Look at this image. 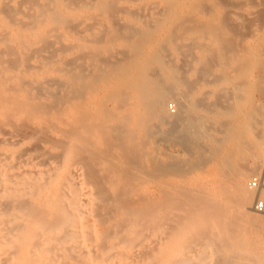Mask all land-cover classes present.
<instances>
[{"label": "bare ground", "instance_id": "1", "mask_svg": "<svg viewBox=\"0 0 264 264\" xmlns=\"http://www.w3.org/2000/svg\"><path fill=\"white\" fill-rule=\"evenodd\" d=\"M259 96L264 0H0V264H264Z\"/></svg>", "mask_w": 264, "mask_h": 264}, {"label": "rangeland", "instance_id": "2", "mask_svg": "<svg viewBox=\"0 0 264 264\" xmlns=\"http://www.w3.org/2000/svg\"><path fill=\"white\" fill-rule=\"evenodd\" d=\"M78 34V35H77ZM85 34V33H84ZM81 35H83V33H74V38L72 39V43H74L75 42V44L76 43H78V41H79V37L81 36ZM77 36V37H76ZM261 98V99H260ZM258 99L259 100H261L262 102H264V98L263 97H258ZM173 100H170V104H169V107H170V109L171 110H175V103L174 102H172ZM264 117V116H263ZM264 121V118H262V121L261 122H263ZM264 123V122H263ZM264 125V124H263ZM251 158H249V160H250ZM207 167H204V169H202V171H199V175L200 176H204V174H207L209 171H210V169L209 168H207ZM204 172H206V173H204ZM262 172H264V170H262ZM254 174H256V172L255 173H253L252 175H251V177L254 175ZM251 177L249 178V179H251ZM253 204H254V202H253ZM252 207H253V205H251V212H253L254 213V211L252 210ZM256 214V213H255ZM260 216V215H259ZM261 216H263V215H261ZM264 217V216H263ZM257 231V232H256ZM255 231V234H254V237H256L257 238V240L258 241H261V243H263V246H262V250H261V253L263 252L264 253V238H262V236L264 237V231H261V230H256ZM259 232H260V234H259ZM258 233V234H257ZM263 234V235H262ZM262 235V236H261ZM155 236H153V235H151V236H149V238H148V240H147V245H150L151 246V244H153L154 243V241H155ZM259 238H260V240H259ZM152 240V241H151ZM154 240V241H153ZM185 243H187L188 242V240L187 241H184ZM183 242V243H184ZM182 240H178V242L176 243V245H174V248L173 247H169L168 248V250H167V253H165V259L164 260H172V259H174L175 257V255H174V253H175V248H176V250H177V252L179 251V249H180V247L182 246ZM173 248V249H172ZM174 251V252H173ZM169 253V254H168ZM262 253V254H263ZM172 255V256H171ZM264 255V254H263ZM163 256V257H164ZM170 257H172V258H170ZM63 261V260H62ZM65 261H63V263H64ZM97 263L98 264H101L102 262H98L97 261ZM94 264H95V262H94ZM102 264H104V263H102Z\"/></svg>", "mask_w": 264, "mask_h": 264}, {"label": "built area", "instance_id": "3", "mask_svg": "<svg viewBox=\"0 0 264 264\" xmlns=\"http://www.w3.org/2000/svg\"><path fill=\"white\" fill-rule=\"evenodd\" d=\"M248 187L255 193L252 210L264 216V172L254 174L248 182Z\"/></svg>", "mask_w": 264, "mask_h": 264}]
</instances>
